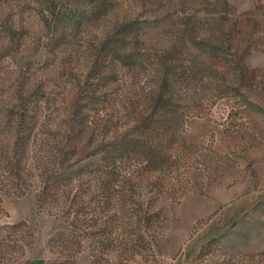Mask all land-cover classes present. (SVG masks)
Segmentation results:
<instances>
[{
  "label": "rangeland",
  "instance_id": "rangeland-1",
  "mask_svg": "<svg viewBox=\"0 0 264 264\" xmlns=\"http://www.w3.org/2000/svg\"><path fill=\"white\" fill-rule=\"evenodd\" d=\"M0 264H264V0H0Z\"/></svg>",
  "mask_w": 264,
  "mask_h": 264
}]
</instances>
